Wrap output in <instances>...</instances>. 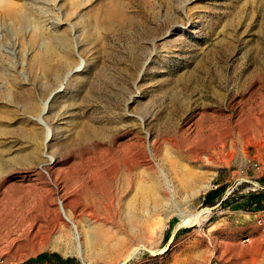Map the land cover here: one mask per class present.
Masks as SVG:
<instances>
[{"label": "rangeland", "instance_id": "rangeland-1", "mask_svg": "<svg viewBox=\"0 0 264 264\" xmlns=\"http://www.w3.org/2000/svg\"><path fill=\"white\" fill-rule=\"evenodd\" d=\"M0 76V264H264V0H0Z\"/></svg>", "mask_w": 264, "mask_h": 264}, {"label": "bare ground", "instance_id": "bare-ground-1", "mask_svg": "<svg viewBox=\"0 0 264 264\" xmlns=\"http://www.w3.org/2000/svg\"><path fill=\"white\" fill-rule=\"evenodd\" d=\"M9 14H14V13H12V12H10ZM16 17V25L19 27V31H18V36L19 37H21V38H24V29L29 25V20H28V18L26 17V16H22V17H17V16H15ZM41 32V31H40ZM19 40V39H18ZM31 42H32V44L31 45H33V46H37L36 48H37V50H39V54H38V58H37V60H39V64H40V66L42 67V69L43 70H45V73H46V70H48L47 71V73L50 71L51 72V70H49V69H54L53 67H56V66H58V68L59 67H61V66H63V65H66V60L65 59H67V57H69L70 56V51H69V41H68V38H67V36L66 35H54V36H50L49 38H46L45 36H44V34L43 33H39V32H34L33 34H32V37H31ZM19 41H21V39L19 40ZM22 41L24 42V39H22ZM22 42V43H23ZM30 42V43H31ZM24 45V44H23ZM34 48V47H33ZM60 49V53H59V50ZM59 53V54H58ZM54 55H56V59L58 60V62L57 63H51L52 61H51V59H52V57L54 56ZM69 55V56H68ZM67 56V57H66ZM69 59V58H68ZM51 61V62H50ZM56 61V60H55ZM69 62V61H68ZM67 66V65H66ZM41 67H40V69H41ZM58 68H57V71H58ZM66 68V67H65ZM41 69V70H42ZM60 69V68H59ZM42 70V71H43ZM56 70V69H55ZM61 71V70H60ZM50 72H49V74H50ZM43 73H44V71H43ZM44 73V74H45ZM52 74V73H51ZM48 75V74H47ZM1 77V76H0ZM106 203V202H105ZM107 206H108V204H106ZM111 205V204H110ZM105 207V206H104ZM97 208H98V206H97ZM98 210H100V209H98ZM91 214V213H90ZM94 214V213H93ZM96 214V213H95ZM94 214V215H95ZM99 214V213H98ZM108 214V213H107ZM111 214V213H110ZM109 215V214H108ZM106 216V215H105ZM104 216V217H105ZM115 216V215H114ZM132 216V215H131ZM113 217V216H112ZM197 216L195 215L194 217H193V219H195ZM107 218V217H106ZM130 219L132 218L133 219V217H129ZM187 218V217H186ZM100 219V218H99ZM66 220H68L69 221V223L71 222L72 224H73V228L76 230V232L78 233L79 231H78V222L76 223V221H74V220H72L70 217H68L67 216V218H66ZM106 220V219H105ZM140 220V219H139ZM115 221V220H114ZM130 220H128V222H129ZM136 221V220H135ZM184 221H186V220H184ZM118 222V221H117ZM113 223V222H112ZM134 228H135V226H134V222H133V224L131 223V222H129ZM140 223V222H139ZM142 223H144V221H142ZM115 224H116V221H115ZM130 224H129V226H130ZM146 224H148V223H146ZM117 225V224H116ZM121 226L123 225V224H120ZM127 225V224H126ZM137 225H139L138 223H137ZM141 225V224H140ZM128 225H127V227H129ZM132 226H130V227H132ZM131 228V229H133L134 230V228ZM89 228V227H88ZM122 228H123V226H122ZM136 228H137V226H136ZM140 228H142V226L140 227ZM139 228V229H140ZM147 228V227H146ZM11 229V228H10ZM92 229V228H91ZM132 230V231H133ZM128 231H129V229H128ZM134 231H136V229L134 230ZM146 231V230H145ZM144 231V232H145ZM108 232V231H107ZM141 232V231H140ZM87 233L89 234V239H90V241L92 240V242L94 243L95 241H98L99 240V237H98V235L94 232V231H92V230H87ZM93 233H94V235H93ZM131 233V232H130ZM135 234L137 233V231L136 232H134ZM146 233V232H145ZM87 234V235H88ZM133 234V233H132ZM97 243V242H96ZM109 245V244H108ZM122 263H123V261H122Z\"/></svg>", "mask_w": 264, "mask_h": 264}, {"label": "trees", "instance_id": "trees-1", "mask_svg": "<svg viewBox=\"0 0 264 264\" xmlns=\"http://www.w3.org/2000/svg\"><path fill=\"white\" fill-rule=\"evenodd\" d=\"M224 192H225V186L224 185H220V186H217V187L210 188L205 193V202L206 203H211V204L214 203L215 202V199L217 197L221 198L222 195L224 194ZM248 195L251 197V200L256 203L255 205H260V202L263 200V197H264V188L256 189V190H251L248 193ZM240 205H243L244 206L245 204L242 203ZM53 255L56 256V257H58L62 262H64V261L66 262V261H69V260L76 259L75 257H71V256L63 257L58 252H54ZM42 257H50V253L44 252V253H42V254H40L38 256V258H42ZM31 262H32V259L29 260V261L20 263V264H29Z\"/></svg>", "mask_w": 264, "mask_h": 264}, {"label": "built area", "instance_id": "built-area-1", "mask_svg": "<svg viewBox=\"0 0 264 264\" xmlns=\"http://www.w3.org/2000/svg\"><path fill=\"white\" fill-rule=\"evenodd\" d=\"M260 222L264 224V207L261 210Z\"/></svg>", "mask_w": 264, "mask_h": 264}, {"label": "water", "instance_id": "water-1", "mask_svg": "<svg viewBox=\"0 0 264 264\" xmlns=\"http://www.w3.org/2000/svg\"><path fill=\"white\" fill-rule=\"evenodd\" d=\"M176 229H177V227H175V229L173 230V234L175 233Z\"/></svg>", "mask_w": 264, "mask_h": 264}]
</instances>
